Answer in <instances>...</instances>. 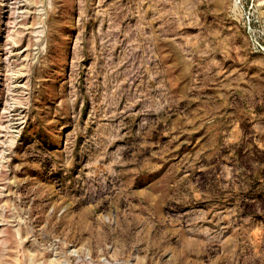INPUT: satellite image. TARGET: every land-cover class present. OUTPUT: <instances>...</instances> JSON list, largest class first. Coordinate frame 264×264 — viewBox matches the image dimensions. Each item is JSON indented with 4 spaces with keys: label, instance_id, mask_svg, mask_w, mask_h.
Listing matches in <instances>:
<instances>
[{
    "label": "rangeland",
    "instance_id": "rangeland-1",
    "mask_svg": "<svg viewBox=\"0 0 264 264\" xmlns=\"http://www.w3.org/2000/svg\"><path fill=\"white\" fill-rule=\"evenodd\" d=\"M0 264H264V0H0Z\"/></svg>",
    "mask_w": 264,
    "mask_h": 264
}]
</instances>
